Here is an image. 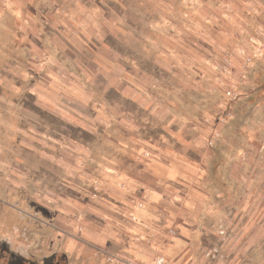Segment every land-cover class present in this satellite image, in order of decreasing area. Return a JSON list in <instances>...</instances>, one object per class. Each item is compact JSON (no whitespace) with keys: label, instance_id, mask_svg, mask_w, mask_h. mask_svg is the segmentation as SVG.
Segmentation results:
<instances>
[{"label":"crops","instance_id":"0c3cea01","mask_svg":"<svg viewBox=\"0 0 264 264\" xmlns=\"http://www.w3.org/2000/svg\"><path fill=\"white\" fill-rule=\"evenodd\" d=\"M227 15L237 42L245 33L264 48V0H0V56L41 109L81 134L70 144L58 132L23 138L31 186L56 206L53 239L67 254L86 264H264V222L244 218L250 246L238 247L237 216L216 210L225 195L212 206L200 183L211 124L179 121L163 95L162 74L176 84L211 61L206 41L215 27L231 28ZM225 35L213 45L224 48ZM252 141L257 213L264 141Z\"/></svg>","mask_w":264,"mask_h":264},{"label":"rangeland","instance_id":"374dc122","mask_svg":"<svg viewBox=\"0 0 264 264\" xmlns=\"http://www.w3.org/2000/svg\"><path fill=\"white\" fill-rule=\"evenodd\" d=\"M220 20L216 18L212 24L218 26ZM225 20L231 28L224 26L222 30L215 27L210 34L212 42L206 41L211 46V61L188 67L186 71L190 80L179 79L176 84L162 74V85L170 87V90L163 89V95L166 102L171 103L179 121L211 124L207 135L203 136L210 158L205 163L207 172L200 183L212 206L218 207L225 195V208L221 206L223 210H216L223 211L231 222L237 216V246L245 249L250 244L248 240H242L243 232L247 235L249 232V221L244 218L255 216L258 222H264V201L257 213L249 208L255 197L254 191L251 192L255 181L250 143L254 138L264 141V133L258 130L264 124V64L261 57L264 48L257 44L255 36L248 37L245 33L237 42V32L235 36L232 33L233 18L227 15ZM224 34L225 47L222 48L223 43L221 47L213 45L220 44L217 38ZM196 43L194 47L198 50ZM201 50L199 48L198 51ZM181 72H185V66H179V76L184 75ZM228 91L233 95L229 96ZM62 124L65 123L36 104L29 82L15 77L11 66L0 56V242L15 250H31L42 255L53 252L67 254L56 241L57 237L53 239L55 234L50 212L56 206L49 209L44 197L47 193L35 191L31 186L36 181L33 177L30 179L29 170L25 168L24 161L29 158L24 152L26 144L23 140L29 134L41 137V133L53 135L58 132L63 133L67 144H70L73 138L81 136L78 129ZM37 159L40 160L32 158ZM34 171L41 172L40 169ZM217 176L223 182L217 181ZM238 201L242 202V208L235 210L233 206ZM240 220L245 222L239 223ZM229 228L232 233L236 226L230 225ZM257 243L258 247L264 245V240ZM67 255L71 264H86L81 258ZM241 259L261 264L260 258Z\"/></svg>","mask_w":264,"mask_h":264},{"label":"flooded vegetation","instance_id":"af4514ba","mask_svg":"<svg viewBox=\"0 0 264 264\" xmlns=\"http://www.w3.org/2000/svg\"><path fill=\"white\" fill-rule=\"evenodd\" d=\"M0 264H71L63 252L42 255L31 250H15L9 244L0 242Z\"/></svg>","mask_w":264,"mask_h":264},{"label":"built area","instance_id":"2783aa9c","mask_svg":"<svg viewBox=\"0 0 264 264\" xmlns=\"http://www.w3.org/2000/svg\"><path fill=\"white\" fill-rule=\"evenodd\" d=\"M227 93H228L229 96L233 95L232 91H228ZM124 263L125 264H146V263H142V262L135 261V260H126ZM155 264H166V261H165V259L163 257H158L155 260Z\"/></svg>","mask_w":264,"mask_h":264}]
</instances>
